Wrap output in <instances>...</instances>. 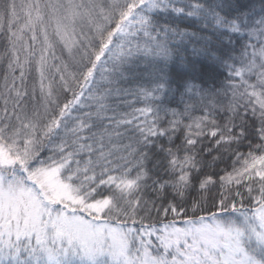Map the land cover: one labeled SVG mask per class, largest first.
<instances>
[{"label": "snow or ice", "instance_id": "1", "mask_svg": "<svg viewBox=\"0 0 264 264\" xmlns=\"http://www.w3.org/2000/svg\"><path fill=\"white\" fill-rule=\"evenodd\" d=\"M0 264H264V0H0Z\"/></svg>", "mask_w": 264, "mask_h": 264}]
</instances>
